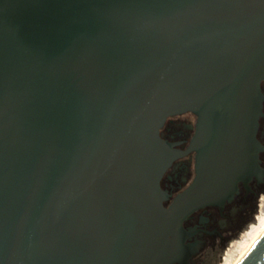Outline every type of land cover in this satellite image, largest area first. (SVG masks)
<instances>
[{"label":"water","instance_id":"1","mask_svg":"<svg viewBox=\"0 0 264 264\" xmlns=\"http://www.w3.org/2000/svg\"><path fill=\"white\" fill-rule=\"evenodd\" d=\"M263 80L264 0H0V264L186 263L185 219L264 172ZM186 111L197 172L166 206Z\"/></svg>","mask_w":264,"mask_h":264},{"label":"flooded vegetation","instance_id":"2","mask_svg":"<svg viewBox=\"0 0 264 264\" xmlns=\"http://www.w3.org/2000/svg\"><path fill=\"white\" fill-rule=\"evenodd\" d=\"M262 91L264 95V80ZM198 121L196 113L186 111L169 116L160 128L161 138L182 153L172 161L160 180L161 188L169 194V199L164 202L166 206L196 176L199 151L189 150V147L198 130ZM257 137L264 145V100ZM259 164L264 169V149L259 153ZM263 200L264 172L260 176L255 175L248 183L240 181L238 192L224 204H209L195 210L185 219L183 227L187 235L186 244L197 245L198 251L184 264H219L228 258L235 251L240 234L243 233L244 238L249 234L251 219Z\"/></svg>","mask_w":264,"mask_h":264},{"label":"rangeland","instance_id":"3","mask_svg":"<svg viewBox=\"0 0 264 264\" xmlns=\"http://www.w3.org/2000/svg\"><path fill=\"white\" fill-rule=\"evenodd\" d=\"M264 200L260 203L258 210L255 212L254 216L251 219V225L249 228L250 232L247 235L246 238L242 237V234L236 239V246L235 251L230 254V256L227 258L225 257V260L220 262L219 264H234L236 261H238L241 253L244 251V249L248 246V244L254 240L259 232L264 228ZM263 206V207H262ZM247 228V229H248ZM225 256V254H224ZM228 256V255H227Z\"/></svg>","mask_w":264,"mask_h":264},{"label":"bare ground","instance_id":"4","mask_svg":"<svg viewBox=\"0 0 264 264\" xmlns=\"http://www.w3.org/2000/svg\"><path fill=\"white\" fill-rule=\"evenodd\" d=\"M263 230H264V228L259 232V234L257 235V237L263 232ZM257 237H256V238H257ZM256 238H255V239H256ZM255 239H254V240H255ZM254 240H252V241L248 244V246H247V247L244 249V251L241 253L240 257L243 255V253L246 251V249L250 246V244H251ZM240 257H239V259H240ZM239 259H238V260H239ZM236 263H237V261H236ZM236 263H234V264H236Z\"/></svg>","mask_w":264,"mask_h":264}]
</instances>
